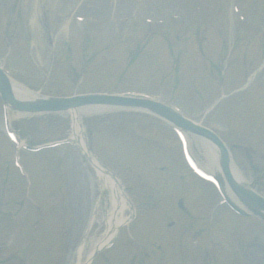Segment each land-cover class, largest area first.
<instances>
[{"label": "rangeland", "instance_id": "1", "mask_svg": "<svg viewBox=\"0 0 264 264\" xmlns=\"http://www.w3.org/2000/svg\"><path fill=\"white\" fill-rule=\"evenodd\" d=\"M34 2L38 30L31 23ZM245 30L264 31V0H0V63L29 90L49 96L105 93L108 97L129 92L147 93L165 104L182 103L198 124L220 133L243 177L264 196L261 43L256 40L252 45H238L235 53L230 52L233 42L244 38ZM184 46L185 52L177 59L176 52ZM135 49L138 52L134 56ZM221 52L225 54L226 73L231 70L233 77L225 74L227 83L219 93L225 95L214 107L211 101L217 86L206 75L207 64L212 55ZM234 59L235 66L230 69ZM254 70L255 75L246 83V71ZM213 73L218 76L217 71ZM188 82L198 85L200 91L194 92ZM140 109L134 111L152 117L150 121L155 123L161 120ZM125 110L130 109L114 111ZM56 111L15 115L12 127L20 139L36 144L64 139L71 135L72 119L68 111ZM3 114L0 97V145L4 154L0 264H77L93 241L105 234L109 192L102 188V179L92 164L66 143L23 156L32 174L30 185L10 162L12 148L7 145ZM101 115L83 117L85 132L90 135V129L95 130L92 147L122 176L139 214L120 227L114 245L104 249L96 264H174L172 258L177 254L187 264L179 197L185 198L195 217L194 225L207 235L204 238L209 248L204 259L209 260V253L211 264H251L250 256L264 262V221L257 217L240 219L226 205L212 209L213 219L205 212V207L218 203L220 195L211 184L196 183L200 179L185 164L174 130L134 126L142 141L161 140L144 143L133 136L124 137L125 133L120 135L115 124L101 125ZM192 146L198 159L205 161L198 144L193 141ZM169 149L172 154H167ZM177 175L178 180L184 178L189 184L184 192L176 187ZM125 215H130V209ZM220 245L223 247L218 252ZM147 250L153 253L145 255ZM257 251L259 254L254 253ZM196 263L204 264L200 258Z\"/></svg>", "mask_w": 264, "mask_h": 264}, {"label": "bare ground", "instance_id": "2", "mask_svg": "<svg viewBox=\"0 0 264 264\" xmlns=\"http://www.w3.org/2000/svg\"><path fill=\"white\" fill-rule=\"evenodd\" d=\"M37 14H36V4L33 3L32 10H31V23L34 25V29L38 30L39 23L37 21ZM67 21H64V28H66ZM39 41L38 38L35 37V42L37 43ZM235 66V59L233 60L232 66L230 69ZM233 72L231 70L229 71L228 75L230 78L233 77ZM11 86L13 93L16 97L20 99H27V100H34L39 98V94L32 92V90H29L26 85L20 83L19 81L15 79H11ZM114 109V105L106 106L103 104H94V105H86V106H78V107H72L70 110H68V113L70 114V117L72 119V137L76 142L77 147L79 150L83 153L84 151L87 152V155L89 153V148L86 145V138H85V129L82 126V119L87 114L92 113H103L107 110ZM7 110L10 113L9 115L12 116L14 119L15 115L23 116L25 115L24 112L17 111L14 112V109L11 108V106L7 105ZM10 116V120H11ZM188 138V136H187ZM190 139V140H189ZM195 141L198 146L203 151V154L205 156V161L200 162L208 169L210 172H214L218 175H220L222 178H225L223 170H222V163H221V154L218 146L214 144L212 140L206 139L204 137H201L199 135L190 134V137L188 138V145L192 146V142ZM90 154V153H89ZM197 157V156H196ZM30 158V157H29ZM198 158V157H197ZM33 165L36 164L35 161H30ZM96 163V161H94ZM99 176L102 179V188L105 190H108L110 193V207L108 209V213L106 216V223H107V229L105 231V234L102 237L96 238L90 248L88 249V252H86L85 257L83 260L78 261L77 264H89L90 257L92 255L94 248H99L106 244L110 237L116 232L119 225L121 223H125L128 221V216L126 217L125 213L129 210V203L126 201L125 195L122 193L120 186L118 183H116L108 174H106L101 168H98ZM230 170L233 175V177L238 181H246L243 175L241 174L238 166L234 163H231ZM226 190L228 195L236 200L233 192L231 189H229L226 186ZM258 249V248H255ZM259 254V252H254ZM256 254V255H257ZM85 260V261H84ZM249 260L251 264H264L263 261H257L253 256L249 257Z\"/></svg>", "mask_w": 264, "mask_h": 264}, {"label": "water", "instance_id": "3", "mask_svg": "<svg viewBox=\"0 0 264 264\" xmlns=\"http://www.w3.org/2000/svg\"><path fill=\"white\" fill-rule=\"evenodd\" d=\"M0 91L2 92L3 97L6 100H9L13 105L20 109H25V110H32L36 111L39 109H48V110H59V109H66L68 107L72 106H78V105H83L86 103H92V102H97V101H105L109 100L115 103L118 102H136L134 100H124V99H117V98H104V97H95V96H78L75 98H63V99H52V100H44L43 102L40 103H21L17 101L10 88V84L8 79L4 76V74L0 71ZM148 105L152 106L156 110H158L160 113L165 115L166 117L176 121L178 124L183 125L185 127H188L196 132H200L202 134H205L206 136L212 138L215 142H217L219 145L222 146L221 142L219 139L210 131L205 130L201 127H197L185 120H183L181 117H179L177 114L173 113L171 110L168 108L157 105L154 103H147ZM222 159H223V164H224V170L229 178V181L233 185L234 189L236 191H239L242 193L247 199H249L252 203H255L256 205L263 207L264 208V200L260 199L258 196L249 193L248 191L240 188L238 185H236L233 180L230 177L229 170H228V153L226 149L222 146Z\"/></svg>", "mask_w": 264, "mask_h": 264}]
</instances>
